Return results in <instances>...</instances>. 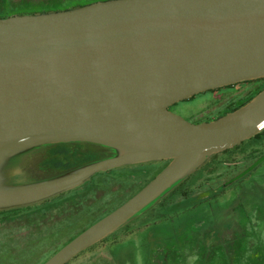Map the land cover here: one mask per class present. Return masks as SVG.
Masks as SVG:
<instances>
[{
	"label": "water",
	"instance_id": "95a60500",
	"mask_svg": "<svg viewBox=\"0 0 264 264\" xmlns=\"http://www.w3.org/2000/svg\"><path fill=\"white\" fill-rule=\"evenodd\" d=\"M264 78V0H100L0 17V173L32 148L90 143L117 152L49 179L0 183V210L40 203L100 172L169 161L141 190L42 264H67L112 235L212 155L264 129V89L193 123L170 107Z\"/></svg>",
	"mask_w": 264,
	"mask_h": 264
},
{
	"label": "rangeland",
	"instance_id": "374dc122",
	"mask_svg": "<svg viewBox=\"0 0 264 264\" xmlns=\"http://www.w3.org/2000/svg\"><path fill=\"white\" fill-rule=\"evenodd\" d=\"M9 1L0 0V8L7 7L6 2ZM33 1L54 3L61 0ZM210 96L185 103L176 113L185 118L190 114L203 115L211 111L207 108L209 99L213 97ZM227 100L225 96L220 103L225 104ZM46 156L47 151L43 149L12 157L0 173V183L10 186L36 182L41 177H44L41 180L52 178L41 166ZM162 162L123 166L111 169L107 175L114 176L133 168L138 172L139 182L144 184L164 169ZM220 181L213 179L205 184L204 189H209L208 193H197L173 204L168 202L165 209L160 207L161 198L105 241L81 252L67 264H230L226 259L245 249L248 235L264 238V218L261 215L264 211V175L227 189L220 197L209 198L213 196L210 189ZM123 191L118 190V195H123ZM101 213L98 210L92 216L79 214L67 217L70 222L67 225L58 223L53 233L37 232L25 238L8 236L0 242V264H41L70 236ZM247 216L253 221L250 220L252 224L243 232ZM238 234L246 236L241 240ZM247 245H250V240Z\"/></svg>",
	"mask_w": 264,
	"mask_h": 264
},
{
	"label": "trees",
	"instance_id": "16d2710c",
	"mask_svg": "<svg viewBox=\"0 0 264 264\" xmlns=\"http://www.w3.org/2000/svg\"><path fill=\"white\" fill-rule=\"evenodd\" d=\"M96 1L100 0H61L54 3L34 2L33 0H16L15 2L11 0L6 2L7 7L0 8V17H8L15 14L61 11ZM7 10L12 11V13L7 12ZM263 89L264 78L241 82L193 96L171 106L170 110L180 112L179 108L185 103L196 100L198 97L211 95L213 97H209V105L207 106V108H211V111L203 115L190 114L187 115L188 118L186 117L187 120L193 123L210 122L244 106ZM225 96L228 97V100L225 104L224 102L221 104L220 102ZM110 152L112 153L113 149L90 143H59L49 147L47 156L41 166L46 169L50 177H56L86 164L111 157ZM168 163L169 161H163L162 169ZM237 169L240 171H237ZM110 171L102 172L100 175L97 174L83 185L40 203L0 210V242L5 241L8 236L25 238L27 236L31 237V235L33 236L37 232L53 233L58 223L67 225L70 222L67 217L79 214L92 216L98 210L102 212L100 216L92 218L75 234L70 236L63 244L65 245L84 229L122 205L154 178L149 181L146 180L143 184L138 180L139 175L136 169L128 168L124 172L117 173V175L108 176L107 174ZM262 175H264V129L252 138L244 141L241 145L212 155L196 172L169 191L159 201L160 207L165 209L168 202L169 204H173L178 200H187L196 196L197 193H208L209 189H204V186L213 179L222 181L215 188L210 189L213 196L209 198L220 197L227 189L240 186L246 180L253 181L258 179ZM43 178L38 179L41 180ZM121 189L124 190V194L118 195V190ZM121 199H123L122 202L117 203ZM149 208L150 206L147 209ZM261 215L264 218V211L261 212ZM250 220L251 222L253 221L250 216H247V226L242 228L243 232L252 224ZM24 232L26 234L22 236ZM245 236L246 234H243L240 237L238 236V238L242 240ZM247 239L250 240L249 246L247 245L249 242ZM13 244L17 245L15 241H13ZM63 245L54 250L47 259ZM263 248L264 238L255 234L248 235L245 239V249L243 251L238 250L226 260L230 264H264Z\"/></svg>",
	"mask_w": 264,
	"mask_h": 264
},
{
	"label": "flooded vegetation",
	"instance_id": "af4514ba",
	"mask_svg": "<svg viewBox=\"0 0 264 264\" xmlns=\"http://www.w3.org/2000/svg\"><path fill=\"white\" fill-rule=\"evenodd\" d=\"M67 143H81V142H67ZM57 144H59V143H57ZM54 145H56V144H49V145L39 146V147L32 148V149H30L28 151L46 149V151L48 152L49 147L54 146ZM93 145H95V144H93ZM96 146H99V145H96ZM100 147H103V146H100ZM22 154H24V153H21L19 155H22ZM116 154H117V152L115 150H113V152L111 153V156H115Z\"/></svg>",
	"mask_w": 264,
	"mask_h": 264
}]
</instances>
